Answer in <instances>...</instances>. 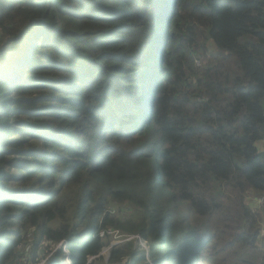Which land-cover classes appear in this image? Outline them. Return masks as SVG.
Instances as JSON below:
<instances>
[{
    "label": "trees",
    "instance_id": "16d2710c",
    "mask_svg": "<svg viewBox=\"0 0 264 264\" xmlns=\"http://www.w3.org/2000/svg\"><path fill=\"white\" fill-rule=\"evenodd\" d=\"M259 141L264 0H0V264H264Z\"/></svg>",
    "mask_w": 264,
    "mask_h": 264
},
{
    "label": "rangeland",
    "instance_id": "374dc122",
    "mask_svg": "<svg viewBox=\"0 0 264 264\" xmlns=\"http://www.w3.org/2000/svg\"><path fill=\"white\" fill-rule=\"evenodd\" d=\"M158 40H159V39H158ZM158 40H157V41H158ZM155 52H156L157 57H158V48H155ZM143 85L148 87V83H147V82H144ZM149 90H150V89H148V90L146 91V88H145V91H144L145 94L143 95L144 105H145V103H146V94H148ZM256 145H257V147L259 148L260 151H263V150H264V143H263V141H259V142H257ZM248 201H250V202H251L252 204H254L256 207H259V206H260V203H261V206H262V203H263V201H264V195H263V196H260V195L257 194V196H256V195L254 194V192H253V193H250V194H249V199H248ZM260 214L264 215V214H263V211L260 210ZM262 234L264 235V225H263V229H262ZM121 238H122V239H121ZM131 239H134V240H135V246H138V245H139L138 242H137V241H138V237H137V235L124 238L123 235H120V234H118V233L115 234V236H114V240L112 241V243H116V242H126V241H129V240H131ZM112 243H111V244H112ZM111 244H110V245H111ZM145 244H146V243H145ZM110 245H109V246H110ZM109 246L104 247V250H102V252L98 255V256H103V257H104V261H105L106 264H108L109 259H110V250H109V251L106 250V248H108ZM140 246H141V245H140ZM146 246H147V244H146ZM147 247H148V246H147ZM141 248H143V247L141 246ZM58 249H64V247H62V244H61V243L58 244V245H56L55 247H53V250L50 251V253L47 255L46 259L42 260V263H39V264H44L45 261L51 256V254H52L55 250H58ZM143 249H146V248H143ZM146 250H147V249H146ZM29 251H31L30 246L28 247L27 252H29ZM63 251H64V250H63ZM64 252H65V251H64ZM147 258H148L147 262H148L149 264H153V262H152V260L150 259L149 255H147ZM66 260H67V258H66L65 260H62V264H65V263H66ZM93 260H94L93 258L90 259L91 262H92ZM21 264H36V263H35L32 259L28 261L27 258H25Z\"/></svg>",
    "mask_w": 264,
    "mask_h": 264
},
{
    "label": "water",
    "instance_id": "95a60500",
    "mask_svg": "<svg viewBox=\"0 0 264 264\" xmlns=\"http://www.w3.org/2000/svg\"><path fill=\"white\" fill-rule=\"evenodd\" d=\"M137 237H138V244L139 245H141L143 248H146L147 250L149 249L147 246H146V242L139 236V235H137ZM121 242H116V243H112L108 248H106V250H110V254H111V250L113 249V248H115L116 246H118L119 244H120ZM67 246H68V244H67V242L65 243V249H66V251H67V253H66V255H67V260H66V263H68V264H72L71 263V258H70V255H69V251H68V248H67Z\"/></svg>",
    "mask_w": 264,
    "mask_h": 264
},
{
    "label": "built area",
    "instance_id": "2783aa9c",
    "mask_svg": "<svg viewBox=\"0 0 264 264\" xmlns=\"http://www.w3.org/2000/svg\"><path fill=\"white\" fill-rule=\"evenodd\" d=\"M67 241H62L61 242V244H62V247H64V251H65V254L67 253V251H66V249H65V243H66ZM40 263H42V261L40 262ZM36 264H39V263H36ZM65 264H68V263H65Z\"/></svg>",
    "mask_w": 264,
    "mask_h": 264
},
{
    "label": "bare ground",
    "instance_id": "6f19581e",
    "mask_svg": "<svg viewBox=\"0 0 264 264\" xmlns=\"http://www.w3.org/2000/svg\"><path fill=\"white\" fill-rule=\"evenodd\" d=\"M104 250V249H103Z\"/></svg>",
    "mask_w": 264,
    "mask_h": 264
}]
</instances>
